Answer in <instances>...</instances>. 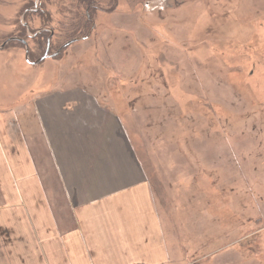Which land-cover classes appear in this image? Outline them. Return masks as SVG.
<instances>
[{"label": "rangeland", "instance_id": "rangeland-1", "mask_svg": "<svg viewBox=\"0 0 264 264\" xmlns=\"http://www.w3.org/2000/svg\"><path fill=\"white\" fill-rule=\"evenodd\" d=\"M243 1L33 0L30 40V1L0 0L2 105L38 82L142 98L130 130L169 264H264V6Z\"/></svg>", "mask_w": 264, "mask_h": 264}, {"label": "crops", "instance_id": "crops-1", "mask_svg": "<svg viewBox=\"0 0 264 264\" xmlns=\"http://www.w3.org/2000/svg\"><path fill=\"white\" fill-rule=\"evenodd\" d=\"M41 83L0 102V264H169L130 130L142 98Z\"/></svg>", "mask_w": 264, "mask_h": 264}, {"label": "flooded vegetation", "instance_id": "flooded-vegetation-1", "mask_svg": "<svg viewBox=\"0 0 264 264\" xmlns=\"http://www.w3.org/2000/svg\"><path fill=\"white\" fill-rule=\"evenodd\" d=\"M27 8H30V9H27V10H25L24 11V13L22 12L21 14H20V16H19V19H20V21H19V23L23 26V28L25 29V32H24V36H25V38H29L30 40H33V39H36V37H38V35H41L45 30H43L42 28H38V29H36V30H32L30 27H28V24L27 23H24V17L26 16V14L27 13H31L32 15L33 14H37V3L35 2V8L34 9H32L31 7H27ZM39 12H41V11H39ZM34 16H36V15H34ZM50 33V32H49ZM51 34V33H50ZM51 36H52V34H51ZM50 36V37H51ZM47 37H48V35H47ZM12 39H14V38H12V37H9L8 38V40L5 42V43H1L0 44V49H4V47H6V45H7V43H9L10 41H12ZM20 43H21V45L22 46H24L25 48H26V52H28V54L27 55H29V54H32V53H35V52H33L32 51V49L27 45V42L26 41H24V39H22V40H20ZM37 51V50H36ZM49 52V45H47V47H46V50H45V52ZM45 54V53H44ZM48 54V53H47ZM43 56V55H42ZM40 59V58H39ZM37 61V60H36ZM29 62L30 63H34L35 61H30V59H29Z\"/></svg>", "mask_w": 264, "mask_h": 264}, {"label": "trees", "instance_id": "trees-1", "mask_svg": "<svg viewBox=\"0 0 264 264\" xmlns=\"http://www.w3.org/2000/svg\"><path fill=\"white\" fill-rule=\"evenodd\" d=\"M29 1H30V4H29L28 7H32L33 6V3H32L33 0H29ZM83 18H85V21H83L84 20ZM88 20H89V18H86L85 14H84V16L82 17L81 20L80 19L77 20V25L76 26H78L80 28V31H81L82 28L85 27V25L87 24ZM72 39H74V38H72Z\"/></svg>", "mask_w": 264, "mask_h": 264}, {"label": "water", "instance_id": "water-1", "mask_svg": "<svg viewBox=\"0 0 264 264\" xmlns=\"http://www.w3.org/2000/svg\"><path fill=\"white\" fill-rule=\"evenodd\" d=\"M75 40H72V41H70V42H68V43H66L64 46H63V48H65V47H67L68 45H70L72 42H74ZM47 57V51L45 52V54L37 61V62H39V61H41V60H44L45 58ZM36 62V63H37Z\"/></svg>", "mask_w": 264, "mask_h": 264}]
</instances>
